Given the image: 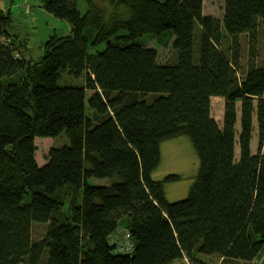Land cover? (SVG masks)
I'll list each match as a JSON object with an SVG mask.
<instances>
[{"label": "trees", "instance_id": "1", "mask_svg": "<svg viewBox=\"0 0 264 264\" xmlns=\"http://www.w3.org/2000/svg\"><path fill=\"white\" fill-rule=\"evenodd\" d=\"M107 1L108 15L92 5L81 13V0H39L70 28L36 60L0 6V264L260 259L264 0H224L221 19L204 15V0ZM214 97L225 101L220 122ZM181 135L200 163L186 197L171 201L166 185L179 176L153 174L161 144ZM37 137L64 138L44 164ZM66 188L79 199L69 203Z\"/></svg>", "mask_w": 264, "mask_h": 264}, {"label": "rangeland", "instance_id": "2", "mask_svg": "<svg viewBox=\"0 0 264 264\" xmlns=\"http://www.w3.org/2000/svg\"><path fill=\"white\" fill-rule=\"evenodd\" d=\"M103 9L108 15L110 12V3L107 0H81L79 4V10L81 13H85L90 7ZM224 0H204L203 13L206 16L222 18L224 13ZM0 6L6 10L11 11V16L16 25V31L19 34V39H24V42H28V49L23 46V49L33 60L38 59L42 55L43 44L54 34L64 35L67 34L70 25L60 19L54 18L47 11L44 10L39 0H0ZM84 15V14H83ZM89 31H86L85 35L88 36ZM264 31L260 30L259 42H258V54L257 61L261 63L264 61ZM2 40V38H0ZM26 40V41H25ZM4 41V40H3ZM148 45L157 49L160 57L163 60L169 58L170 50L162 48L156 45V42L150 38L147 41ZM21 43V42H19ZM104 47V46H103ZM102 47V48H103ZM242 67L245 69L247 59L249 58V44L247 36H242ZM241 74V73H240ZM239 105V104H238ZM225 101L220 97L212 98V113L214 118L220 122L224 113ZM66 137V136H65ZM64 138H46L37 137L35 140L36 156L40 163L46 161V156L50 147L62 143ZM258 144V138L255 136L252 142L253 152L256 151ZM161 162L159 167L154 171V178L157 181H164L169 175L179 176L176 181L168 183L166 185L167 197L171 201H181L186 197L190 188L194 185L196 174L199 168L198 155L195 152L193 145L188 137L181 135L175 139L164 141L161 144ZM106 181H93V183L99 184ZM66 196V200L71 203L75 199H79L81 193H76L70 188L63 190ZM70 209V207H68ZM42 228L36 227L35 235H40ZM205 261L212 264H221L222 260L217 256H201ZM172 264H191L187 258L177 260ZM245 264V263H240ZM249 264H264V256L258 260H254Z\"/></svg>", "mask_w": 264, "mask_h": 264}, {"label": "built area", "instance_id": "3", "mask_svg": "<svg viewBox=\"0 0 264 264\" xmlns=\"http://www.w3.org/2000/svg\"><path fill=\"white\" fill-rule=\"evenodd\" d=\"M128 236L129 235H126V236H119V233H117V237H116V240L114 241V242H117V239L120 237V238H125L126 239V245L128 246V245H130V247H128V248H126V249H122L121 248V250H128V249H131V244L128 242Z\"/></svg>", "mask_w": 264, "mask_h": 264}, {"label": "crops", "instance_id": "4", "mask_svg": "<svg viewBox=\"0 0 264 264\" xmlns=\"http://www.w3.org/2000/svg\"><path fill=\"white\" fill-rule=\"evenodd\" d=\"M215 98V97H214ZM221 121V120H220Z\"/></svg>", "mask_w": 264, "mask_h": 264}]
</instances>
